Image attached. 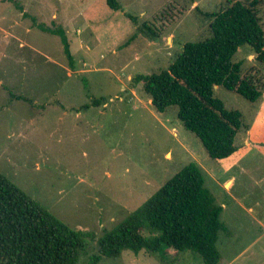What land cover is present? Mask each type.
<instances>
[{
    "label": "rangeland",
    "instance_id": "rangeland-1",
    "mask_svg": "<svg viewBox=\"0 0 264 264\" xmlns=\"http://www.w3.org/2000/svg\"><path fill=\"white\" fill-rule=\"evenodd\" d=\"M249 5L253 0H238ZM0 0V174L69 229L82 233L90 264L97 241L189 163L222 206L219 264H264V66L248 45L233 56L261 97L250 103L215 87L242 114L236 153L212 160L177 119L158 113L137 75L162 71L187 42L210 36L226 0ZM17 6L22 10L17 9ZM264 31V0L252 8ZM25 13V15H24ZM28 15V16H27ZM130 16L133 18L131 19ZM62 27L74 68L59 37ZM147 25L154 37L138 29ZM97 264H202L190 252L163 257L125 250Z\"/></svg>",
    "mask_w": 264,
    "mask_h": 264
},
{
    "label": "trees",
    "instance_id": "trees-1",
    "mask_svg": "<svg viewBox=\"0 0 264 264\" xmlns=\"http://www.w3.org/2000/svg\"><path fill=\"white\" fill-rule=\"evenodd\" d=\"M105 1L111 10H120L118 0ZM258 1L246 5L226 0L230 5L226 9L206 14L211 20L209 37L185 43L168 68L133 79L142 84L158 113L177 108V119L212 160H225L236 153L235 138L243 127L242 114L226 109L213 96L214 88L235 92L250 103L261 97L256 83L242 78L240 64L232 60L240 46L248 45L264 66V31L252 9ZM31 19L40 31L59 37L64 57L73 69L74 57L64 29L49 31ZM138 31L155 36L147 25ZM221 214L222 206L205 187L201 168L189 163L139 208L102 232L90 264L101 258L116 259L125 250L161 257L169 250L187 251L202 264H219L217 243L219 233L225 231ZM84 238L0 174V264H77L85 252Z\"/></svg>",
    "mask_w": 264,
    "mask_h": 264
},
{
    "label": "crops",
    "instance_id": "crops-1",
    "mask_svg": "<svg viewBox=\"0 0 264 264\" xmlns=\"http://www.w3.org/2000/svg\"><path fill=\"white\" fill-rule=\"evenodd\" d=\"M232 157V156H231Z\"/></svg>",
    "mask_w": 264,
    "mask_h": 264
}]
</instances>
